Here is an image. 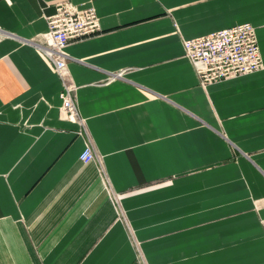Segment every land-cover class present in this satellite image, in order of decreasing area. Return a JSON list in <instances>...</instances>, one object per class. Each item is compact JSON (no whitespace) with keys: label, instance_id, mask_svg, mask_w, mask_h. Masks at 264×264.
Instances as JSON below:
<instances>
[{"label":"crops","instance_id":"0c3cea01","mask_svg":"<svg viewBox=\"0 0 264 264\" xmlns=\"http://www.w3.org/2000/svg\"><path fill=\"white\" fill-rule=\"evenodd\" d=\"M59 1L81 125L30 43ZM243 23L263 68L201 86L182 41ZM0 264H264V0H0Z\"/></svg>","mask_w":264,"mask_h":264},{"label":"built area","instance_id":"2783aa9c","mask_svg":"<svg viewBox=\"0 0 264 264\" xmlns=\"http://www.w3.org/2000/svg\"><path fill=\"white\" fill-rule=\"evenodd\" d=\"M47 30L34 44L40 58L61 81V112L71 121L82 124L74 101L75 87L68 81L65 48L72 40L99 31L92 7L77 9L68 1H59L46 17ZM183 55L191 63L201 86L248 75L263 68L255 30L249 23L239 24L211 34L182 41ZM79 160L87 164L95 160L86 145Z\"/></svg>","mask_w":264,"mask_h":264},{"label":"rangeland","instance_id":"374dc122","mask_svg":"<svg viewBox=\"0 0 264 264\" xmlns=\"http://www.w3.org/2000/svg\"><path fill=\"white\" fill-rule=\"evenodd\" d=\"M38 39H39V38H37V39L33 40L32 42H30V43H31V45H33V46H34V44L38 42ZM34 47H35V46H34Z\"/></svg>","mask_w":264,"mask_h":264}]
</instances>
